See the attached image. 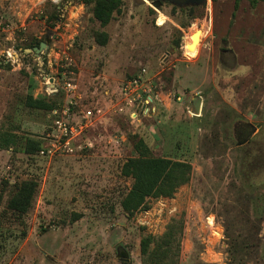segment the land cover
Returning <instances> with one entry per match:
<instances>
[{"label": "rangeland", "instance_id": "1", "mask_svg": "<svg viewBox=\"0 0 264 264\" xmlns=\"http://www.w3.org/2000/svg\"><path fill=\"white\" fill-rule=\"evenodd\" d=\"M91 6L0 0V264H147L141 238L161 236L171 222L176 264H227L226 228L253 244L247 264H264V0L185 9L123 0L104 27ZM95 32L108 34L105 45ZM39 40V57L25 52ZM8 50L17 54L9 63ZM141 67L154 110L132 121L118 110L121 87ZM27 95L68 108L74 119L92 111L72 152L39 154L51 147L53 116L28 108ZM3 134L14 143L4 147ZM23 137L41 148L25 153ZM139 138L150 155L187 161L192 173L172 197L150 198L149 209L127 217L120 201L132 180L121 166L137 155ZM29 178L37 191L18 217L7 202Z\"/></svg>", "mask_w": 264, "mask_h": 264}, {"label": "trees", "instance_id": "2", "mask_svg": "<svg viewBox=\"0 0 264 264\" xmlns=\"http://www.w3.org/2000/svg\"><path fill=\"white\" fill-rule=\"evenodd\" d=\"M79 1L86 6L92 4V18L98 21L101 27L110 23L114 14L120 11L123 4V0ZM249 1L251 5H255L260 0ZM239 2L240 0H234L235 8L238 7ZM191 15H193L192 12ZM183 26L186 25L183 24ZM94 39L98 44L105 45L108 41V34L106 32H95ZM40 42L42 41L39 40L28 45V47L39 46ZM25 105L28 108L51 111L56 104L45 98H34L32 95H27ZM260 136V133L254 136L255 143L259 142ZM12 137L15 136L3 134L4 147L14 143L15 140ZM20 144L25 153L32 154L41 148L42 141L36 138L23 137ZM134 144L137 155L127 158L121 166V174L132 180L130 188L120 201L121 208L127 214V217L132 216L137 211L149 209L148 199L150 198L172 197L178 187L189 182L192 173V166L189 162L152 156L150 155V149L141 138L137 139ZM246 159L244 157L242 162L244 166ZM37 186L38 182L31 178L17 182L13 187L6 209L18 217L24 216L32 206ZM4 190L3 182L0 186V200ZM175 224L174 222L169 223L167 229L159 237L149 234L141 238L140 252L146 256L147 264H176L179 254V240ZM225 237L228 244L227 264H247L243 255L246 250L247 252L253 250V244L240 238V235H233L227 228L225 229ZM151 244H153L152 247Z\"/></svg>", "mask_w": 264, "mask_h": 264}, {"label": "built area", "instance_id": "3", "mask_svg": "<svg viewBox=\"0 0 264 264\" xmlns=\"http://www.w3.org/2000/svg\"><path fill=\"white\" fill-rule=\"evenodd\" d=\"M6 62H12L15 52L6 51ZM68 88H72L71 83H67ZM122 104L118 110L124 112L132 121L140 120L141 116H147L154 110V94L150 78L147 76V70L141 67L139 71L125 80L121 87ZM100 111V110H97ZM53 116L52 125L47 132V139L51 141V147L40 149L39 154L54 155L58 151L65 150L72 152L71 146L73 140L77 138L88 126L93 113L86 110L81 118H72L68 108H53L50 111Z\"/></svg>", "mask_w": 264, "mask_h": 264}, {"label": "water", "instance_id": "4", "mask_svg": "<svg viewBox=\"0 0 264 264\" xmlns=\"http://www.w3.org/2000/svg\"><path fill=\"white\" fill-rule=\"evenodd\" d=\"M137 2L141 3H146L147 0H135ZM207 0H195V1H186L187 4H194V5H205ZM170 2L174 5L180 6L181 3L178 2L177 0H170ZM45 43L42 41L40 42L39 46H34L32 48H26L25 52H33L37 57H39V53L41 52L43 46ZM52 80V79H51ZM193 106L194 110L196 113H199L200 107H201V98L198 96L194 101H193Z\"/></svg>", "mask_w": 264, "mask_h": 264}, {"label": "flooded vegetation", "instance_id": "5", "mask_svg": "<svg viewBox=\"0 0 264 264\" xmlns=\"http://www.w3.org/2000/svg\"><path fill=\"white\" fill-rule=\"evenodd\" d=\"M163 1H165V2H170V0H163ZM177 1L181 3L180 6H181L183 9H185L186 7H190V6H196V5H194V4H187V3H186L187 0H177ZM188 1H195V0H188ZM170 3H171V2H170Z\"/></svg>", "mask_w": 264, "mask_h": 264}, {"label": "bare ground", "instance_id": "6", "mask_svg": "<svg viewBox=\"0 0 264 264\" xmlns=\"http://www.w3.org/2000/svg\"><path fill=\"white\" fill-rule=\"evenodd\" d=\"M40 1H43V0H37V2H40Z\"/></svg>", "mask_w": 264, "mask_h": 264}]
</instances>
